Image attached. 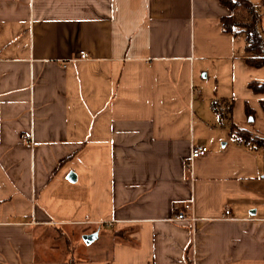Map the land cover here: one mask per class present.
I'll use <instances>...</instances> for the list:
<instances>
[{"label":"crops","instance_id":"crops-1","mask_svg":"<svg viewBox=\"0 0 264 264\" xmlns=\"http://www.w3.org/2000/svg\"><path fill=\"white\" fill-rule=\"evenodd\" d=\"M230 15L0 0V264H264V152L229 130L264 137V94L247 89L264 66L223 32ZM191 200L195 220L175 222Z\"/></svg>","mask_w":264,"mask_h":264},{"label":"trees","instance_id":"trees-1","mask_svg":"<svg viewBox=\"0 0 264 264\" xmlns=\"http://www.w3.org/2000/svg\"><path fill=\"white\" fill-rule=\"evenodd\" d=\"M220 4L227 8L231 15L221 20L222 30L225 33L243 34L245 37L244 51L247 54L256 56L254 59H247L245 64L252 68H262L264 66V32L260 28V8L264 7V0H261L260 6H255L247 0H219ZM242 9L248 13L247 20L238 15V10ZM247 89L255 94H264V83L251 82ZM260 107L264 113V100L261 101ZM230 107L227 112L229 113ZM248 117L252 116L249 108L245 109ZM229 119H227L228 123ZM229 130L234 139L251 149H262L264 152V137L252 135L251 133L229 126Z\"/></svg>","mask_w":264,"mask_h":264},{"label":"built area","instance_id":"built-area-1","mask_svg":"<svg viewBox=\"0 0 264 264\" xmlns=\"http://www.w3.org/2000/svg\"><path fill=\"white\" fill-rule=\"evenodd\" d=\"M79 58L81 60H86L88 57L85 53H80ZM26 143L32 145V141L30 136L26 138ZM209 153V149L205 146L201 147H194L190 153V157L185 164V168L187 171L191 170L192 161L205 157ZM194 202L193 200L185 203L182 206V209L175 215L174 221L175 222H193L195 220L194 217ZM230 214L228 210L224 211V215L227 217Z\"/></svg>","mask_w":264,"mask_h":264},{"label":"water","instance_id":"water-1","mask_svg":"<svg viewBox=\"0 0 264 264\" xmlns=\"http://www.w3.org/2000/svg\"><path fill=\"white\" fill-rule=\"evenodd\" d=\"M97 238V233L85 235L82 237V241L85 245H90Z\"/></svg>","mask_w":264,"mask_h":264},{"label":"rangeland","instance_id":"rangeland-1","mask_svg":"<svg viewBox=\"0 0 264 264\" xmlns=\"http://www.w3.org/2000/svg\"><path fill=\"white\" fill-rule=\"evenodd\" d=\"M222 108H224V107H222ZM224 133H225V132H224ZM224 133H223V134H224ZM80 245H81V243H80ZM85 246H86V245H85ZM105 250H106V249H105ZM94 251H95V250H94Z\"/></svg>","mask_w":264,"mask_h":264}]
</instances>
